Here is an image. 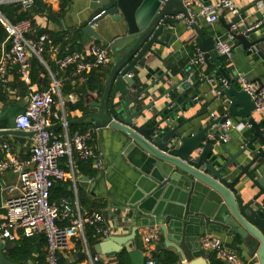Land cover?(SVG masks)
Wrapping results in <instances>:
<instances>
[{"label":"water","instance_id":"obj_1","mask_svg":"<svg viewBox=\"0 0 264 264\" xmlns=\"http://www.w3.org/2000/svg\"><path fill=\"white\" fill-rule=\"evenodd\" d=\"M89 5L95 10L94 18L81 31L85 39H104L112 52L111 67L104 76L99 97L88 102L87 111L68 124L83 123L89 118L99 134L105 127L119 130L126 136L121 152L130 151L134 147L145 152L148 155L146 165L150 169L148 175L153 181L152 188L142 196L137 190L127 202L118 204L111 201L113 207L117 206L119 210L127 212L126 215H119L128 221L127 231L125 234L104 236L92 245L93 253L110 257L124 249L132 264H144V254L137 248L135 238L139 229L158 224L164 245L175 250L181 264H208L200 245L201 231L207 234H233L238 238L241 248L253 257L254 262L264 264V132L260 127L261 124L264 125V121L259 123L254 119L252 113L255 104L251 96L246 91L237 89L231 82L224 56L214 49L215 37L205 36L204 29H199L195 23L191 25L200 37L198 47L203 51V64L213 69V74L218 79L230 81L229 86L222 90L229 105L225 115L220 113L197 132L186 134L181 127L202 115L205 108L173 126L163 123L169 116L177 113L180 107H185L187 101L197 98V89L205 81V77L196 74L195 65L188 62L180 67L178 80L161 93V96H165L175 88H182L167 103L168 107L190 90L186 102L175 107L166 118L156 120L158 114H155L141 122L138 117L150 104L136 110L131 104L137 96L129 98L130 87L135 81L140 84L136 66L147 68V54L162 62L166 61V70L171 69L174 59H180L179 51L169 50L176 38L169 28L172 24L179 23L183 16L188 17V10L182 0H89ZM255 5L260 9L263 1L258 0ZM244 10L241 11L243 19ZM254 17L261 20L260 23L250 30H246L245 24L239 26L237 31L232 32L233 40L230 43L237 51L256 52L264 59V35L255 37V33L264 28V16L258 10ZM102 20L114 25L112 30H121V34L110 41L103 38L93 28ZM232 23L234 20L225 23V28L229 30ZM257 82L260 87H264V82L260 79ZM24 108V105L18 103L0 108V121L5 120L7 123L6 128L0 130V136L10 135L18 142L33 136L32 131L15 128V119ZM229 117L249 120L254 129V144L259 143V147L252 148L255 152L248 159L246 147L232 154L224 143H219L228 158L218 164L215 162L218 161L215 136H218L220 124ZM152 121L154 122L151 123ZM240 155H245L243 160L238 158ZM259 159L261 160L258 161ZM231 164L238 172L228 179L227 168ZM242 177L247 178L248 185L238 188L236 185ZM4 186L0 178V206ZM173 186L187 189V193L179 198L184 206L167 205V210H164V201L157 199L164 190L172 195ZM253 187L257 191L244 198L243 194ZM192 195L197 197L195 202ZM206 196L211 197V201L206 200ZM5 247V243L0 241V264H12L4 255ZM156 248L159 249L158 246ZM80 254L85 256L82 251Z\"/></svg>","mask_w":264,"mask_h":264},{"label":"crops","instance_id":"obj_2","mask_svg":"<svg viewBox=\"0 0 264 264\" xmlns=\"http://www.w3.org/2000/svg\"><path fill=\"white\" fill-rule=\"evenodd\" d=\"M205 2L213 0H204ZM263 6L258 9L255 2L258 0H232L233 4L239 10V15H233L228 10H220L218 20L210 25L204 17H197L195 24L199 29H204L205 36L224 37L228 29L225 28V23L234 20L237 26L245 24L249 28L255 24H259L261 20L254 17V13L258 10L264 16V0ZM18 1L12 0H0V4H13ZM46 4V9L42 13L32 12L34 31L33 33L43 32L48 35L47 47L41 56V59L35 55L30 56V77L31 86L38 90H49L50 86L57 81L59 88L53 94L54 105L52 110L57 112L60 116L59 119H53L50 126V132L53 136L59 134L72 133L73 131H81L82 128L92 126V122L89 118L85 119L83 123L68 124L70 120L75 117H81L84 112L87 111L88 102L97 99L103 88L104 76L111 67V61L101 66L98 71L100 72L101 86L98 89H90L85 76H75L69 69L60 70L56 64V59L61 57L64 53L86 49L90 41L94 38L85 39L82 35H78L79 30L85 26L90 18L95 14V10L90 7L89 0H43ZM257 4V3H256ZM196 8V7H195ZM245 9V10H244ZM244 10L245 18L241 17V11ZM16 15H11L14 19ZM111 26V29L109 28ZM114 25L110 22L100 21L93 28L102 35L106 40H112L115 36L121 34V30H112ZM173 31L176 38L169 50H177L180 52L179 60H173L175 62L170 70H166L167 62L160 61L151 54L146 55L145 64L147 68L136 66L140 84L136 81L129 89V98L137 96L135 101L131 104L136 110L144 108L147 104L150 106L145 107L140 113L141 122L158 114L156 120H160L162 117L169 116V113L175 108L179 107L181 103L186 102L190 96V90L180 96V98L168 107L167 103L175 98L182 88L178 87L171 90L167 95L161 96V93L172 85L173 82L178 80V71L186 63H190L191 58L199 50L198 43L200 37L196 34L192 27H188L186 19H183L176 24H172L169 28ZM82 32V31H81ZM2 35V34H0ZM264 35V28L255 33V37ZM101 44H107L104 39L98 40ZM6 36L0 38V52L3 47L7 46ZM165 50L163 51V55ZM225 65L228 68V74L231 82L237 89H241L240 83L236 74L240 73L252 80L258 85L257 79L264 82V59H262L256 52L247 53L246 50L233 49V53L230 59H225ZM196 74H201L205 77V81L199 85L197 91V98H193L186 102L185 107H180L178 112L169 116L163 123L169 126L175 125L177 122L190 118L204 108L205 112L191 120V123H185L181 130L186 134L197 132L201 126H204L209 122L210 115L212 113L220 114L226 112L229 102L222 92L220 95H216L211 91V86H214L216 82L211 83L207 79L215 78L214 70L206 67L204 64L195 66ZM7 89H3L0 86V108L7 106L10 103H18L26 106L27 97L30 91L28 85H26L19 77L16 66L10 64L7 69ZM81 102L82 107H73L76 103ZM252 116L257 122L264 121V109L261 113L254 112ZM67 121V126L62 125V120ZM233 120H239L241 118L231 117ZM152 121L151 123H153ZM7 123L5 120L0 121V130L5 129ZM261 129L264 127L261 124ZM254 129L244 128L242 130L232 129L229 132V138L227 142L218 141V136H215V152L218 154V164L224 162L228 156L219 147V143H224L228 151L232 154L240 150L242 147H246L245 154L249 159L255 151L252 148H258L259 143L254 144L253 141ZM126 136H124L119 130L105 127L102 129L101 134L98 130L93 135L92 144L95 145V151L98 157L102 160V166L99 169L94 168L93 161H83L76 155L65 156L59 159V166L63 168L68 174L69 178L65 180H56L53 184V192L51 194V201L58 203L60 198H66L69 202L70 211L66 214L61 213L58 224L65 226L69 224L70 219L76 216H86L93 212L102 213L104 216V223L101 226H105L109 229V234H125L128 225V221L122 217L126 215V211L119 210L117 206L113 207L111 201L118 204L127 202L136 192L145 194L152 188V179L148 175L150 172L149 166L146 165L147 154L140 150L138 147H134L130 151L121 152L122 144L125 142ZM8 143L12 148V153L18 160H28L30 158V149L32 145V137H27L22 142H18L10 135L0 136L1 144ZM254 144V145H253ZM2 156L0 148V157ZM245 155H240L238 158L243 160ZM259 159L258 161H260ZM149 165V164H148ZM238 170L233 164L227 168V178L231 179ZM0 178L4 182V189L2 191V199L0 206V216L4 213L3 204L8 197L6 187L12 185L17 181L16 172L11 169H6L0 174ZM243 185H248V180L242 177L236 185L241 188ZM172 195H168L164 190L157 200L164 201V210H167V205L180 204V196L187 193V189H181L178 186H173ZM171 188V189H172ZM257 191L256 188L249 189L243 194L244 198L254 194ZM174 193V194H173ZM164 195V196H163ZM194 195V194H193ZM192 195L194 202L197 197ZM263 196H261L262 199ZM206 196V200L208 199ZM202 200V198L200 199ZM113 212V213H112ZM153 225V224H151ZM150 226V225H149ZM88 228V227H87ZM145 228L138 230V235L135 238L137 248L143 251V245L141 240V233ZM84 230V236L71 238L68 247L60 252L61 264H90V256L94 255L92 251V244L86 239ZM203 234L201 231L200 235ZM213 235L220 237L227 244L235 247L243 255L245 264H257L253 261V257L247 254L238 243V238L231 233L227 232H213ZM159 247L157 249L156 247ZM156 250L154 255L161 250H169L175 252L171 247L164 245L163 238L156 244ZM80 251L85 253V256H81ZM176 253V252H175ZM144 254V253H143ZM177 254V253H176ZM153 255V257H154ZM207 255L209 257H207ZM211 253H205L203 256L207 258L208 264H210ZM145 257V255H144ZM179 258V256H178ZM155 259V258H154ZM105 264H117L115 256L104 257L102 256ZM177 264H181V259Z\"/></svg>","mask_w":264,"mask_h":264},{"label":"built area","instance_id":"obj_3","mask_svg":"<svg viewBox=\"0 0 264 264\" xmlns=\"http://www.w3.org/2000/svg\"><path fill=\"white\" fill-rule=\"evenodd\" d=\"M22 3L24 10L28 9L32 0H12ZM188 10L186 23L191 27L197 17H204L205 21L212 25L219 18L220 10H228L233 15H239L238 8L232 0H182ZM196 7V8H195ZM94 17L90 18V22ZM257 24L246 28L250 30ZM0 27L6 33L7 46L0 52V86L7 89V69L10 64L16 66L20 79L29 86L30 91L27 103L22 113L15 119V128L22 131H32V145L30 158L18 160L12 153L10 144H1L0 174L6 169H11L17 174V181L6 187L8 197L3 208L4 213L0 216V241L7 245L14 242L20 236L31 237L42 234L45 237L44 262L43 264H61L60 252L68 247L71 238L84 236L87 227H94L95 233L101 238L107 236L109 229L101 226L104 223L102 213L93 212L86 216H76L70 219L69 224L60 226L58 224L61 213L70 211L69 202L66 198H60L58 203L50 200L51 188L56 180H65L69 174L59 166V159L65 156L76 155L82 160H92L93 166L99 169L102 160L95 151L92 144L93 135L97 128L86 127L82 131L59 134L53 136L50 126L53 119H59L57 112L52 110L55 101L53 94L58 90L59 83L54 81L49 90H38L31 86L30 61L32 55L41 59L46 50L48 35L46 33L34 34L32 18L11 21L0 11ZM238 26L232 23L224 37H217L214 49L224 59H230L233 53V33ZM111 49L108 44L90 41L86 49L73 50L64 53L56 59L60 70L70 69L75 76H85L93 69L104 66L111 59ZM190 63L197 66L203 64V51H196ZM241 89L246 91L254 101V112L261 113L264 109V87H260L243 74H236ZM211 83V91L220 95L223 88H227L230 81L222 78L207 79ZM223 115L226 112L222 113ZM219 114L212 113L211 119ZM62 125L67 126V121L62 120ZM252 128V123L247 119L233 120L231 117L225 119L219 126L218 139L227 142L229 132L232 129L242 130ZM264 132V127H262ZM144 264H156L153 257L156 244L161 240L162 232L158 224L145 227L141 233ZM202 251L213 254L214 258L221 264H245L243 255L237 248L227 244L220 237L203 233L200 237ZM207 257H209L207 255ZM206 258V257H205ZM90 264H105L102 255L90 256ZM207 259V258H206Z\"/></svg>","mask_w":264,"mask_h":264},{"label":"trees","instance_id":"obj_4","mask_svg":"<svg viewBox=\"0 0 264 264\" xmlns=\"http://www.w3.org/2000/svg\"><path fill=\"white\" fill-rule=\"evenodd\" d=\"M46 9V4L43 0H32L31 6L24 10L21 2H15L13 4H0V11L11 21L21 20L24 18H32V12L42 13ZM11 15H16L14 19ZM33 21V18H32ZM43 32H37L34 34H41ZM0 38H2L6 33L3 28L0 27ZM78 35H82L81 30H79ZM100 43L98 40H94ZM93 69L90 73L85 75L87 84L90 89H98L101 86L102 76L98 69ZM70 70V69H69ZM73 107H82V103L78 102ZM84 130V128H82ZM81 130V131H82ZM87 161V160H83ZM92 161V160H91ZM53 192V187L51 188V194ZM86 239L93 245L100 240V235L95 233L94 227L90 226L86 228L85 231ZM44 246L45 237L42 234H36L31 237L20 236L14 242H10L6 245L4 250V255L9 259L12 264H43L44 262ZM117 264H132L128 253L122 249L120 252L114 255ZM156 264H177L179 261L178 254L169 250H161L154 255ZM210 264H221L216 260L213 254L209 258Z\"/></svg>","mask_w":264,"mask_h":264},{"label":"rangeland","instance_id":"obj_5","mask_svg":"<svg viewBox=\"0 0 264 264\" xmlns=\"http://www.w3.org/2000/svg\"><path fill=\"white\" fill-rule=\"evenodd\" d=\"M19 2V1H18Z\"/></svg>","mask_w":264,"mask_h":264}]
</instances>
